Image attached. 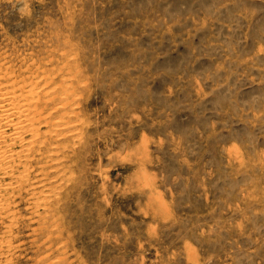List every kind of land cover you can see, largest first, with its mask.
I'll return each instance as SVG.
<instances>
[{"label": "rangeland", "instance_id": "374dc122", "mask_svg": "<svg viewBox=\"0 0 264 264\" xmlns=\"http://www.w3.org/2000/svg\"><path fill=\"white\" fill-rule=\"evenodd\" d=\"M0 87V264H264V0H0Z\"/></svg>", "mask_w": 264, "mask_h": 264}, {"label": "bare ground", "instance_id": "6f19581e", "mask_svg": "<svg viewBox=\"0 0 264 264\" xmlns=\"http://www.w3.org/2000/svg\"><path fill=\"white\" fill-rule=\"evenodd\" d=\"M14 90H15L14 88L13 89H10V88H7V87H0V138L6 132V128L9 127V128H11V132H10V133H12L11 136L13 134L15 135L11 140H13L15 137H20V134H22L21 133L22 129H26V128H29V127L32 129L31 126L32 125L33 126L35 125V123L33 122V120L35 119L36 121H39V118H40L39 116L36 117V118H38V120L35 118V111L32 110L33 112H31V110H30L31 107H29V108H25L24 107L25 104L24 103H21V101H20L21 100L20 99V96H23V94L22 95H19V93H16L17 91L15 92ZM32 107L34 108V106H32ZM30 128H29V131L28 132H30V130H31ZM35 128H37V127H35ZM57 131L61 132V130H57ZM24 132H27V131H24ZM34 132H36V131L34 130ZM36 133L38 134V132H36ZM23 135H25V134L23 133L22 134V137H23ZM33 135H36V134L33 133ZM33 135H32V138H34ZM5 137L6 136H4L2 138L5 139ZM22 140H23V138H22ZM32 140H31V142L30 141L29 142L32 143ZM19 141H20V139H19ZM4 142H6V141H4ZM10 145H11V143H10Z\"/></svg>", "mask_w": 264, "mask_h": 264}]
</instances>
